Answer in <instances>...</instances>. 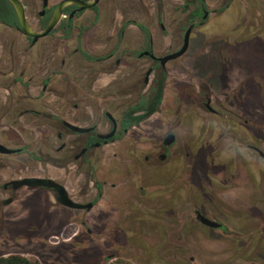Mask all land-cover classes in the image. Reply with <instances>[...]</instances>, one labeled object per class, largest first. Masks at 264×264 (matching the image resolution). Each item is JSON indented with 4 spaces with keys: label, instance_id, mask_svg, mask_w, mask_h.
<instances>
[{
    "label": "flooded vegetation",
    "instance_id": "obj_1",
    "mask_svg": "<svg viewBox=\"0 0 264 264\" xmlns=\"http://www.w3.org/2000/svg\"><path fill=\"white\" fill-rule=\"evenodd\" d=\"M62 1L34 2L30 20L28 3L19 0L34 33ZM161 8L134 19L116 0L67 5L35 39L11 4L0 2V93L7 94L0 122L30 116L44 130L36 151L29 137L2 133L0 145L13 152L0 153V170L38 162L60 172L2 182L0 232L48 228L56 208L65 231L86 234L80 239L92 244L96 264H201L199 250H239L245 238L264 252V172L252 168L244 199L230 193L241 185L230 183L237 171L228 173L221 161L243 148L264 161L256 145L264 136L257 68L264 0H182L170 13ZM226 15L232 22L219 30ZM21 155L27 162L19 168L10 158ZM28 178L53 180L80 208L58 203L53 189L10 184ZM259 257L249 264H264V253Z\"/></svg>",
    "mask_w": 264,
    "mask_h": 264
},
{
    "label": "rangeland",
    "instance_id": "obj_2",
    "mask_svg": "<svg viewBox=\"0 0 264 264\" xmlns=\"http://www.w3.org/2000/svg\"><path fill=\"white\" fill-rule=\"evenodd\" d=\"M25 3H28V16L30 20L34 17V2L38 0H23ZM51 4H54L58 0H50ZM182 0H161V4H157L156 0H116L118 4V10L124 11L127 10L131 12V17L134 19H140L146 17L145 15H155L159 8L161 11L167 13L172 12V8L177 3H181ZM83 19H90L87 16L82 17ZM232 22V17L226 15L223 18V24L219 27V30L225 26H228ZM218 28V25L213 27ZM0 34H2L0 32ZM258 62V71L264 75V57L260 55ZM252 61V60H251ZM39 89L34 90V94L38 95ZM0 99H3L7 96L6 93L1 92ZM44 97H48L44 96ZM263 114V109L259 107V115ZM13 118H10L8 121L0 122V140L2 138V133H9L10 131H16L17 135H20L22 138L29 137L30 143L34 151L38 150L41 145V139L44 135V130L41 129L37 124L38 122L32 120V117L28 116L22 118L15 123ZM23 129L24 132L21 131ZM261 136L264 135V129L261 130ZM27 141V140H26ZM33 141V142H32ZM258 147L264 150V136L259 141V144H256ZM225 151V150H224ZM227 151V150H226ZM250 151L246 148L240 150V152L234 153V151L223 153L221 157L222 162H228L230 164L231 170H226L228 173H235L237 171L236 180H232L230 183L241 185V187L236 188L235 186L229 189L231 194L243 195L244 199L250 197L252 191V180L254 176L251 171L252 168L259 170V172H264V161L259 157H251L248 155ZM213 156V154H212ZM20 163L19 168L23 163L26 164L27 160L24 155L10 158ZM28 168L22 170H13L6 169L0 170V184L11 178H18L20 176H52L60 178V172L56 170H48L45 168L44 164L38 162L29 163ZM27 166V165H26ZM225 172V170H223ZM62 177V176H61ZM261 180L259 181L261 189L264 190V175L258 176ZM82 183H87L86 179ZM61 212L55 208L51 226L44 228L43 226L37 229L35 232L28 234H17L15 232H8L2 230L0 232V256H7L10 254H18L24 256L28 259L35 260L40 264H96L95 256L92 249V244L87 243V239H80L81 236L86 235L84 233L74 235L75 231L68 232L65 231L61 226ZM21 214H18V217ZM17 218L16 216H9L6 221H12ZM245 227L253 226L251 223H245ZM19 231V232H23ZM77 238V239H75ZM79 238V239H78ZM90 238V237H89ZM90 240V239H89ZM87 243V244H86ZM254 245V244H253ZM252 244L245 238V245L242 249H225L219 245L210 246L207 249L199 250L197 254V259L201 260V264H235L239 260H243L241 264H249L254 259L259 258L260 255H263L262 244H259L256 249H252ZM146 260L143 258L140 260L139 264H146ZM257 264V263H256Z\"/></svg>",
    "mask_w": 264,
    "mask_h": 264
},
{
    "label": "water",
    "instance_id": "obj_3",
    "mask_svg": "<svg viewBox=\"0 0 264 264\" xmlns=\"http://www.w3.org/2000/svg\"><path fill=\"white\" fill-rule=\"evenodd\" d=\"M7 1L13 7V9L16 13V16L18 18L19 24H20L24 34L27 36H32L35 39L45 36L57 24V22L60 18V15H61V10L65 6L77 5V6H79L80 9H85V8H90V7L94 6L98 2V0H93V1L88 2V3H83V2L78 1V0H63L62 2L59 3V5L54 10L52 18H51L50 22L48 23L47 27L45 28V30L42 33H34L25 21L23 7H22L21 3L19 2V0H7ZM184 49H185V46L182 48V51ZM75 130H78V129H75ZM78 131H80V130H78ZM12 152H13L12 150H9V149L0 145V153L10 154ZM10 184L13 186L14 189H18L21 187H28L31 189L38 188V187L53 189L57 194L58 203H60L63 206H66V207L80 208V206L71 202V200L67 197V194H66L64 188L51 179L28 178V179H22L19 181H12Z\"/></svg>",
    "mask_w": 264,
    "mask_h": 264
},
{
    "label": "trees",
    "instance_id": "obj_4",
    "mask_svg": "<svg viewBox=\"0 0 264 264\" xmlns=\"http://www.w3.org/2000/svg\"><path fill=\"white\" fill-rule=\"evenodd\" d=\"M1 1L3 2L4 0H0V2ZM36 160H41V159L39 157H36ZM0 264H40V263L18 254H10L7 256H0Z\"/></svg>",
    "mask_w": 264,
    "mask_h": 264
}]
</instances>
